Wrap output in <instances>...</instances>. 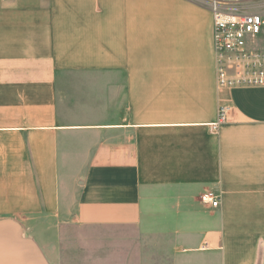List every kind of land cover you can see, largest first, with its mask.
<instances>
[{"label":"crops","instance_id":"0c3cea01","mask_svg":"<svg viewBox=\"0 0 264 264\" xmlns=\"http://www.w3.org/2000/svg\"><path fill=\"white\" fill-rule=\"evenodd\" d=\"M211 36L195 0H0V219L48 264H264V88L218 92Z\"/></svg>","mask_w":264,"mask_h":264},{"label":"built area","instance_id":"2783aa9c","mask_svg":"<svg viewBox=\"0 0 264 264\" xmlns=\"http://www.w3.org/2000/svg\"><path fill=\"white\" fill-rule=\"evenodd\" d=\"M13 0H3L11 2ZM211 13L212 51L216 90L264 88V50L257 45L264 36V0H195ZM212 133L227 121L231 107L218 106ZM200 201L218 207L219 194L205 192Z\"/></svg>","mask_w":264,"mask_h":264},{"label":"water","instance_id":"95a60500","mask_svg":"<svg viewBox=\"0 0 264 264\" xmlns=\"http://www.w3.org/2000/svg\"><path fill=\"white\" fill-rule=\"evenodd\" d=\"M0 264H48L13 220L0 219Z\"/></svg>","mask_w":264,"mask_h":264},{"label":"rangeland","instance_id":"374dc122","mask_svg":"<svg viewBox=\"0 0 264 264\" xmlns=\"http://www.w3.org/2000/svg\"><path fill=\"white\" fill-rule=\"evenodd\" d=\"M257 47H258L260 50H264V36H261V37L259 38V42H258Z\"/></svg>","mask_w":264,"mask_h":264}]
</instances>
